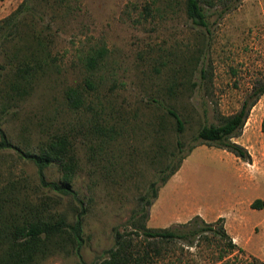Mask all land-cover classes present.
<instances>
[{
    "label": "rangeland",
    "instance_id": "rangeland-1",
    "mask_svg": "<svg viewBox=\"0 0 264 264\" xmlns=\"http://www.w3.org/2000/svg\"><path fill=\"white\" fill-rule=\"evenodd\" d=\"M20 1L0 0V17ZM39 1V14L29 19L49 37L56 66L19 105L0 110V126L17 144L69 130L77 163L72 188L85 208L84 262H95L111 245L112 226H123L150 181L156 193L147 209L148 226H176L195 214L210 222L221 218L235 242L221 260H215L212 243L184 245L181 256L188 264L264 262V206H250L256 197L264 200V132L259 128L264 91L235 137L248 150V161L192 139L200 122H215L217 112L235 110L251 86L264 81V0H238L221 15L216 6L207 9L205 26L186 16L183 0ZM100 44L106 49L103 60L87 69L83 54ZM67 85L80 89L77 108L63 101ZM167 107L179 115L180 131ZM95 120L110 122L114 131L95 132ZM159 125L165 133L156 138L152 129ZM156 141L166 151L184 154L162 183L157 171L165 159L156 153ZM44 173L55 180L59 170L52 164ZM6 177H25L34 199L53 196L57 211L70 215L78 205L38 186L34 165L12 148L0 149V180ZM38 264H76V258L55 253Z\"/></svg>",
    "mask_w": 264,
    "mask_h": 264
},
{
    "label": "trees",
    "instance_id": "trees-1",
    "mask_svg": "<svg viewBox=\"0 0 264 264\" xmlns=\"http://www.w3.org/2000/svg\"><path fill=\"white\" fill-rule=\"evenodd\" d=\"M62 2L64 0H55ZM238 0H183L186 16L195 24H207V9L216 6L219 15L230 10ZM39 0H21L8 14L0 17V110L16 107L39 83L49 69L56 66L49 52V37L42 32V26H35ZM104 45L90 48L83 54V65L93 69L103 60ZM201 76L205 77L201 68ZM89 78L84 82L89 85ZM181 82V81H180ZM194 83V82H192ZM172 89L171 86H168ZM167 89V86L166 88ZM264 91V81L257 82L244 94L238 107L226 114L217 112L215 122H200L192 139L199 143L213 145L231 152L248 161V150L235 137L239 135L250 107ZM63 101L70 108H77L81 102V92L77 86L63 88ZM172 117L175 130L180 131L182 121L172 108H165ZM152 125V121L149 123ZM95 132L114 131L110 122H93ZM152 128V127H151ZM163 125H159L156 138L163 136ZM259 128L264 132V107ZM177 150L181 151L179 140ZM156 153L164 157L159 165V182L172 174L184 154L176 155L174 149L165 150V144L156 141ZM194 144H189L186 153ZM12 148L19 157L34 165L37 184L59 196L76 199L78 205L71 207V214L57 211L58 202L51 195L44 194L34 199L30 185L25 177H6L0 180V264H38L49 255L61 253L74 255L76 264H86L80 249L84 242L83 200L72 188L74 172L77 168L69 130L49 131L43 138L33 143L17 144L11 141L0 126V149ZM161 163V159L158 160ZM54 164L59 170L58 177L47 179L44 169ZM36 184V185H37ZM154 181L138 195L137 205L131 209L121 228L112 226V243L104 249L99 258L88 264H183L188 260L181 256L182 246L196 245L199 241L212 243L215 260H221L235 248V242L226 233L221 218L205 221L195 214L176 226H148L147 209L155 196ZM251 207L264 206V200L256 197ZM264 264V262H260Z\"/></svg>",
    "mask_w": 264,
    "mask_h": 264
},
{
    "label": "crops",
    "instance_id": "crops-1",
    "mask_svg": "<svg viewBox=\"0 0 264 264\" xmlns=\"http://www.w3.org/2000/svg\"><path fill=\"white\" fill-rule=\"evenodd\" d=\"M252 254H254L252 251H251Z\"/></svg>",
    "mask_w": 264,
    "mask_h": 264
}]
</instances>
